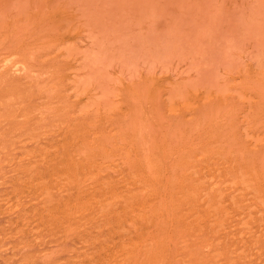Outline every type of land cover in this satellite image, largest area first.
<instances>
[{
	"label": "rangeland",
	"instance_id": "rangeland-1",
	"mask_svg": "<svg viewBox=\"0 0 264 264\" xmlns=\"http://www.w3.org/2000/svg\"><path fill=\"white\" fill-rule=\"evenodd\" d=\"M0 264H264V0H0Z\"/></svg>",
	"mask_w": 264,
	"mask_h": 264
}]
</instances>
